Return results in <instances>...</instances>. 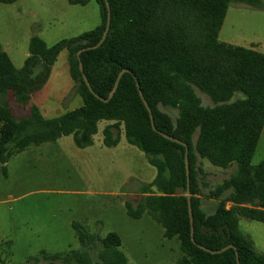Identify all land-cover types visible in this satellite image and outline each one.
Instances as JSON below:
<instances>
[{"label":"trees","instance_id":"trees-1","mask_svg":"<svg viewBox=\"0 0 264 264\" xmlns=\"http://www.w3.org/2000/svg\"><path fill=\"white\" fill-rule=\"evenodd\" d=\"M16 0H0L13 3ZM87 4L90 0H68ZM101 22L76 36L49 45L34 35L29 55L16 68L0 43V163L31 145L72 134L78 147L93 143L98 122L104 143L116 145L123 128L127 141L142 150L157 173L143 183V202L136 209L126 203L128 213L140 217L148 210L160 223L166 237H177L182 256L176 264H264V252L256 249L242 230L241 217L264 223V159L252 164L264 128V52L219 39V32L232 1L264 9V0H109V34L97 48L80 53L84 73L94 91L107 98L119 72L122 75L111 99L97 98L86 84L79 67L78 51L96 44L107 23L105 0H95ZM63 49L68 50L69 72L83 104L55 117H45L31 103L32 94L48 80L51 68ZM137 82L147 99L157 129L183 140L188 146L191 205L195 240L211 249L234 244L211 253L192 241L187 198L186 147L152 128L150 113L140 96ZM196 88L207 93L214 105H203ZM236 93L243 97L233 99ZM29 106L16 117L6 96ZM160 105L178 108L174 120ZM198 157L215 166L237 171L210 191L218 199L212 213L201 207L196 174ZM83 245L100 241L102 264H129L119 248L116 232L105 237L73 223ZM49 264H91L83 250L53 254L42 251ZM38 259V257H35Z\"/></svg>","mask_w":264,"mask_h":264},{"label":"rangeland","instance_id":"rangeland-1","mask_svg":"<svg viewBox=\"0 0 264 264\" xmlns=\"http://www.w3.org/2000/svg\"><path fill=\"white\" fill-rule=\"evenodd\" d=\"M101 22L95 0L72 4L68 0H16L0 2V43L14 66L21 68L29 55V43L37 35L51 45L76 36ZM220 39L264 52V9L243 2L229 5ZM68 50L63 49L51 68L47 82L31 96L45 117H55L83 104L70 76ZM203 105H214L211 97L196 88ZM243 97L236 93L233 99ZM6 99L16 117L29 112L14 96ZM175 120L178 108L160 105ZM111 123L98 122L93 143L78 147L72 134L55 141L31 145L0 163V264H49L42 251L53 254L68 250L87 251L91 264H102L100 241L83 245L73 223L89 233L105 237L116 232L120 249L129 264H176L182 256L178 238L166 237L164 227L145 210L140 217L128 213L144 199L140 186L152 180L157 169L146 154L130 144L123 128L116 145L104 143L103 129ZM264 159V136L252 164ZM237 171L213 165L198 157L196 174L201 207L214 212L218 199L210 191ZM148 182V183H149ZM243 232L256 249L264 252V223L241 217ZM38 257V259H35ZM56 260L55 264H62Z\"/></svg>","mask_w":264,"mask_h":264},{"label":"water","instance_id":"water-1","mask_svg":"<svg viewBox=\"0 0 264 264\" xmlns=\"http://www.w3.org/2000/svg\"><path fill=\"white\" fill-rule=\"evenodd\" d=\"M106 1V5H107V9H108V12H107V23H106V27L103 31V34H102V37L100 38V40L94 44V45H91V46H87L85 48H82L78 51V57H79V67H80V70L82 71L83 73V77H84V80L86 82V84L88 85L89 89L92 91V93L99 99L103 100V101H108L109 99H111L113 97V95L115 94L117 88H118V85H119V82H120V79L122 77V75L124 74V72L128 71L129 69L128 68H124L122 69L118 76H117V79L115 81V84H114V87L112 89V91L110 92V95L105 98V97H102L100 96L98 93H96L94 91V89L92 88L91 84H90V81L88 80L87 76L85 75L84 73V69H83V63L80 59V53L83 51V50H86V49H94V48H97L99 47L103 42L104 40L106 39V37L108 36L109 34V30H110V23H111V8H110V3H109V0H105ZM137 85H138V90H139V93H140V96L142 97L143 99V102L145 103L149 113H150V118H151V125H152V128L157 131L159 134H161L162 136H164L165 138L169 139V140H172V141H175L177 143H180L182 145H184L186 147V156H185V161H186V169H187V181H188V184H187V198H188V205H189V214H190V222H191V238H192V241L197 244L200 248L206 250V251H209L211 253H219V252H222L230 247H233L235 248V245L234 244H228L226 245L225 247L223 248H220V249H211L209 247H206L200 243H198L196 240H195V236H194V222H193V214H192V205H191V193H190V177H189V160H188V146L187 144L175 137V136H172L166 132H163L159 129H157L156 125H155V121H154V115H153V112H152V109L147 101V99L145 98L143 92H142V89L140 87V84L137 82ZM237 264H241L240 263V259L238 257V252H237Z\"/></svg>","mask_w":264,"mask_h":264},{"label":"crops","instance_id":"crops-1","mask_svg":"<svg viewBox=\"0 0 264 264\" xmlns=\"http://www.w3.org/2000/svg\"><path fill=\"white\" fill-rule=\"evenodd\" d=\"M227 15V14H226ZM226 18V17H225ZM225 20V19H224ZM223 24H224V22H223ZM223 24H222V26H223ZM221 29H222V27H221ZM221 31V30H220ZM219 39H220V32H219ZM221 40V39H220ZM221 41H223V40H221ZM224 42H227V43H230V41H225L224 40ZM230 44H233V43H230ZM234 45H237V44H234ZM239 46H241V45H239ZM245 47V46H244ZM51 74V73H50ZM264 136V128H263V130H262V133H261V136H260V140H261V138ZM259 140V141H260ZM259 144V143H258ZM258 147V146H257ZM151 181V180H150ZM149 181H147V182H144V183H148ZM142 186V185H141ZM141 186H140V192H141ZM142 193V195H145L143 192H141Z\"/></svg>","mask_w":264,"mask_h":264}]
</instances>
